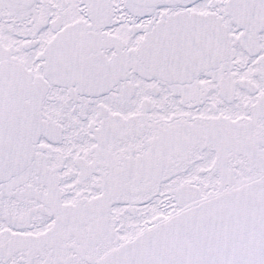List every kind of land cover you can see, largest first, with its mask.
<instances>
[{
    "label": "snow or ice",
    "instance_id": "obj_1",
    "mask_svg": "<svg viewBox=\"0 0 264 264\" xmlns=\"http://www.w3.org/2000/svg\"><path fill=\"white\" fill-rule=\"evenodd\" d=\"M0 264H264V0H0Z\"/></svg>",
    "mask_w": 264,
    "mask_h": 264
}]
</instances>
